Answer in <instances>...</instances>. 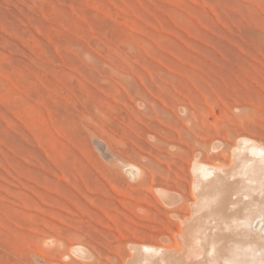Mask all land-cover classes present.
Masks as SVG:
<instances>
[{
    "label": "rangeland",
    "instance_id": "1",
    "mask_svg": "<svg viewBox=\"0 0 264 264\" xmlns=\"http://www.w3.org/2000/svg\"><path fill=\"white\" fill-rule=\"evenodd\" d=\"M240 136L264 146V0H0V264L173 241Z\"/></svg>",
    "mask_w": 264,
    "mask_h": 264
},
{
    "label": "bare ground",
    "instance_id": "2",
    "mask_svg": "<svg viewBox=\"0 0 264 264\" xmlns=\"http://www.w3.org/2000/svg\"><path fill=\"white\" fill-rule=\"evenodd\" d=\"M119 166L131 179L139 177L138 167ZM193 167L197 199L178 218L173 241L163 235L159 245L132 243L127 264H264V146L240 136L228 165L196 160ZM157 190L172 203V193ZM72 250L88 256L83 246Z\"/></svg>",
    "mask_w": 264,
    "mask_h": 264
}]
</instances>
